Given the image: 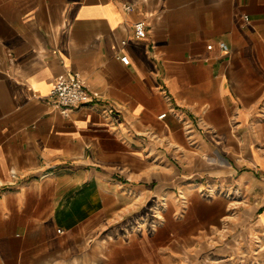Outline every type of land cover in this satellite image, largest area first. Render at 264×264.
Returning <instances> with one entry per match:
<instances>
[{
  "label": "crops",
  "instance_id": "obj_1",
  "mask_svg": "<svg viewBox=\"0 0 264 264\" xmlns=\"http://www.w3.org/2000/svg\"><path fill=\"white\" fill-rule=\"evenodd\" d=\"M0 264H264V0H0Z\"/></svg>",
  "mask_w": 264,
  "mask_h": 264
},
{
  "label": "built area",
  "instance_id": "obj_2",
  "mask_svg": "<svg viewBox=\"0 0 264 264\" xmlns=\"http://www.w3.org/2000/svg\"><path fill=\"white\" fill-rule=\"evenodd\" d=\"M125 8L130 9L131 5L127 4ZM148 33L147 24L144 20H139L134 23L133 35L136 39H146ZM123 42H125V40H123ZM214 47L215 44L213 42L207 44V49L209 50L214 49ZM218 47L222 51H229V46L225 41L220 40L218 42ZM119 58L126 64L130 62L127 54L119 55ZM100 96V92L90 90L86 87L84 79L80 73L65 72L57 77L54 88L48 94V99L54 106L59 108L64 115H68L72 109L93 99L98 100ZM166 114V112H163L159 115V118H163Z\"/></svg>",
  "mask_w": 264,
  "mask_h": 264
}]
</instances>
